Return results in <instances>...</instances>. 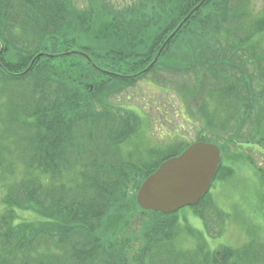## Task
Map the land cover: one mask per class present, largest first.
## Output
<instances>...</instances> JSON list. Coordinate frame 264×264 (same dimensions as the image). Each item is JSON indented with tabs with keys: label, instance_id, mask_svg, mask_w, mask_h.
Instances as JSON below:
<instances>
[{
	"label": "trees",
	"instance_id": "trees-1",
	"mask_svg": "<svg viewBox=\"0 0 264 264\" xmlns=\"http://www.w3.org/2000/svg\"><path fill=\"white\" fill-rule=\"evenodd\" d=\"M210 36L230 49L210 55ZM1 45L0 264H123L131 252L139 264H264L257 233L211 246L228 214L210 189L177 211L138 204L142 182L190 143L136 156L131 140L143 118L119 103L120 93L160 68L193 73L194 83L183 84L187 105L210 129L196 140L217 143L222 153L211 186L230 180L225 160H244L242 142L264 151V7L255 10L254 0H0ZM236 46L241 51L230 52ZM248 120L255 129L246 137ZM255 166L264 183V166ZM189 207L203 227L179 219Z\"/></svg>",
	"mask_w": 264,
	"mask_h": 264
},
{
	"label": "rangeland",
	"instance_id": "rangeland-1",
	"mask_svg": "<svg viewBox=\"0 0 264 264\" xmlns=\"http://www.w3.org/2000/svg\"><path fill=\"white\" fill-rule=\"evenodd\" d=\"M75 1L78 3L81 0ZM132 1L113 0L119 6ZM254 7L255 10L262 9L264 0H254ZM208 33H211V26L207 27L206 34ZM207 41L205 44H207L210 55H213V53L218 55V53L230 49L224 50L223 48L226 47L227 43H220V39H217L216 36H210V41ZM1 49L2 45L0 46ZM236 50L241 51L236 46L230 52ZM176 52L188 54V52L181 51L179 48ZM185 61L189 62L187 59ZM156 74L157 77L149 74L147 79L139 81L137 85L119 94L120 105L136 111L143 118L139 135L131 140L133 143L136 142V145L131 146L137 152L136 156H140V152L150 147L161 149V147H168L179 142H189L191 144L194 142L193 140L197 139L199 134H208L210 131L206 126L203 127L206 123L202 121V116L197 113L195 107H188L187 105V103L191 105L192 102L187 98L189 89L183 84L186 80L189 83H194L193 73L185 75L175 69L160 68ZM159 76L162 77L157 80ZM260 89L262 90L263 88L261 87ZM194 90L195 88L193 87V92ZM117 100L118 98H115V96L111 98L112 102L118 103ZM237 121L233 122L234 127L238 125ZM244 128L246 130L243 129V131L247 132L246 137L255 129L253 122L250 120L246 121ZM231 147L232 149L230 150L234 152L235 146L232 145ZM238 150L243 153L241 158L244 160L237 163L226 159L223 168V173L233 171L234 175L232 178L230 180L226 178V180H218L210 187L211 196L228 214L225 232L219 237L209 239V243L214 247L221 244H242L255 233L264 237V212L260 207L262 196L264 195V183H261L255 166H264V151L261 146L246 142H242ZM229 157L227 158L229 159ZM251 157L254 159L253 164L246 161ZM3 210L4 204L0 195V213ZM19 214L22 217L31 216L29 211H20ZM111 215L114 216L115 214L111 213ZM178 216L180 220L186 221L185 223L187 224L191 223L203 227L201 218L193 215V210L190 207L182 212L180 211ZM211 219L213 220L214 216L211 215ZM120 223L116 225L117 230L119 233L126 234L129 227L124 230V228L120 227ZM106 227L109 228V226ZM180 237L181 243L188 247L193 246L195 243V240L190 236ZM130 238L131 241H134V236L131 235ZM139 243L140 240H138L137 244L139 245ZM123 264H139L136 253L131 252L125 258Z\"/></svg>",
	"mask_w": 264,
	"mask_h": 264
},
{
	"label": "water",
	"instance_id": "water-1",
	"mask_svg": "<svg viewBox=\"0 0 264 264\" xmlns=\"http://www.w3.org/2000/svg\"><path fill=\"white\" fill-rule=\"evenodd\" d=\"M222 159L218 144L196 140L164 160L140 185L136 199L147 210L172 212L198 203Z\"/></svg>",
	"mask_w": 264,
	"mask_h": 264
},
{
	"label": "bare ground",
	"instance_id": "bare-ground-1",
	"mask_svg": "<svg viewBox=\"0 0 264 264\" xmlns=\"http://www.w3.org/2000/svg\"><path fill=\"white\" fill-rule=\"evenodd\" d=\"M182 151H183V150H182ZM182 151H181V152H182Z\"/></svg>",
	"mask_w": 264,
	"mask_h": 264
}]
</instances>
